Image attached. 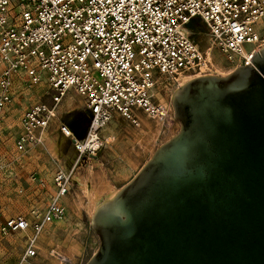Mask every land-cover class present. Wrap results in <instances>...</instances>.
Instances as JSON below:
<instances>
[{"label":"built area","instance_id":"obj_1","mask_svg":"<svg viewBox=\"0 0 264 264\" xmlns=\"http://www.w3.org/2000/svg\"><path fill=\"white\" fill-rule=\"evenodd\" d=\"M193 19L206 27L208 49L234 69L251 65L264 46V0H0V146L16 79L44 81L50 90L49 102L36 101L21 113L14 140L19 151L43 143L69 90L81 97L88 115L82 136L64 123L58 126L77 159L98 156L114 115L137 126L139 113L162 118L154 99L158 80L179 83V76L208 70H201L206 53L187 27ZM75 167L55 169L44 209L0 224L3 235L30 231L22 260L34 255L45 225L65 218Z\"/></svg>","mask_w":264,"mask_h":264},{"label":"water","instance_id":"obj_2","mask_svg":"<svg viewBox=\"0 0 264 264\" xmlns=\"http://www.w3.org/2000/svg\"><path fill=\"white\" fill-rule=\"evenodd\" d=\"M250 62L173 91L179 130L96 205L85 264H264V46Z\"/></svg>","mask_w":264,"mask_h":264},{"label":"rangeland","instance_id":"obj_3","mask_svg":"<svg viewBox=\"0 0 264 264\" xmlns=\"http://www.w3.org/2000/svg\"><path fill=\"white\" fill-rule=\"evenodd\" d=\"M190 31L191 37L206 53L209 50L206 27L196 20ZM210 52L212 63L221 64V68L217 70L208 64L206 75H225L234 70L218 51L211 49ZM179 85L181 84L165 79H159L156 83L154 99L163 108L162 118L150 120L145 116L141 117L139 126L126 119H112L103 130V136L106 137L105 146L95 158L94 163L99 165V168H94V172L106 180L115 191L129 182L153 152L179 130L180 125L174 118L171 105V95ZM49 97L50 90L44 81L31 84L19 80L13 84V101L5 114L3 142L0 146V220L6 217H28L31 216L32 210L44 209L52 192V173L55 167L65 168L72 161V164L76 163L72 177L83 175V169L77 165L76 153L66 139L51 130L52 124L43 145L19 151L13 144L20 132L18 120L23 110L36 101H49ZM66 97L62 99L54 120L57 121L60 115L61 119L74 128L76 136H82L87 124V112L83 102L74 98L71 93ZM141 128L143 132L137 136ZM72 177V187L64 201L66 216L52 224L59 223L52 229L45 243L36 244L38 250L36 249L32 256L36 263L31 261V264H46L50 262L49 256L57 254L63 264H85L98 248V237L90 227L91 204L87 205V199L81 194L77 177ZM110 197L112 196L107 192H103L99 202ZM10 235L15 243V249L11 253L20 255L24 238L20 232ZM4 236L0 232V240ZM51 236L53 237L50 239ZM52 251L54 255L49 254H52ZM4 257H0V264H6ZM21 257L23 255H20L19 263L23 262Z\"/></svg>","mask_w":264,"mask_h":264},{"label":"crops","instance_id":"obj_4","mask_svg":"<svg viewBox=\"0 0 264 264\" xmlns=\"http://www.w3.org/2000/svg\"><path fill=\"white\" fill-rule=\"evenodd\" d=\"M16 81H18L17 79H16ZM68 93H71L72 95H73V97L74 98H77V99H81V97H79L77 94H75L72 90H69L68 92H67V94ZM66 94V95H67ZM66 97V96H65ZM64 97V98H65ZM66 98H68V99H71V98H69V97H66ZM82 100V99H81ZM50 101V100H49ZM49 101H45V102H49ZM83 102V101H82ZM60 105V104H59ZM59 105L57 106V108H56V110H55V114H54V117L52 118V121H51V123L49 124V126H48V128L46 129V131L43 133L44 134V136H43V138H44V141H43V143L41 144V145H43L44 143H45V141H46V139H47V135H48V130H50V126H51V124L53 125L52 126V131H54V132H56V133H58L59 135H61L60 134V132H59V129H58V126H59V124L60 123H64V124H66V125H68L69 127H71L72 129H73V131H74V128L71 126V125H69V123H67V121H64L63 119H61L60 118V115L58 116V120L57 121H55L54 120V118L57 116V112L59 111ZM145 115H143V114H141V113H139V119L141 118V117H144ZM146 117V116H145ZM147 119H150V118H148V117H146ZM113 119H124V118H121L119 115H114V118ZM125 120V119H124ZM150 120H154V119H150ZM53 121H54V123H53ZM87 121H88V115H87ZM87 123V122H86ZM135 126H137V125H135ZM139 126V125H138ZM62 136V135H61ZM63 137V136H62ZM104 137V136H103ZM64 139H66L65 137H63ZM105 139H106V137H104ZM67 141H68V139H66ZM68 143H69V141H68ZM14 144V143H13ZM69 145H70V143H69ZM71 146V145H70ZM72 147V146H71ZM73 149V148H72ZM72 164V161H70L66 166H65V168L66 167H70V165ZM60 167V166H59ZM56 168H58V166L57 167H55L54 168V170H53V172L55 171V169ZM52 175H53V173H52ZM66 198V197H65ZM65 198H64V201H65ZM6 218H8V217H6ZM28 218H30V216H28ZM5 218H3V219H1L0 220V224L3 222V220H4ZM54 222H51V223H49V224H47V225H45V227H44V229L42 230V232L36 237V240H35V243H34V246H33V248H34V250H35V252H36V249L38 250V247L36 246V244L38 245V244H42V243H45V241L49 238L48 237V235H50V232L52 231V229H55L57 226H58V224L59 223H57V224H54V225H52ZM18 232H20L21 234H22V236H23V238H24V243H23V245H22V250H21V248H20V255L22 256L23 255V253H24V251H25V248H26V244H27V238H28V235L30 234V231L28 230V231H18ZM12 233H15V232H12ZM12 233H9V234H7V235H9V236H7V235H5L4 236V238H1V240H0V257L2 258V255H4L5 257V263L6 264H31L30 262L32 261V263H34L35 262V260H33V257H30V258H28L27 260H22L23 262H20L19 263V258H20V255H17V254H14V253H11L12 252V250L13 249H15V243H13V239L11 238L12 237V235H10V234H12ZM53 236H51L50 237V239L52 238ZM40 247V246H39ZM19 252V251H18ZM39 254V253H38ZM50 255H54V251H52V254H51V252L49 253ZM22 258V257H21ZM45 258H47V256L45 257ZM60 255H56V256H49V259L48 260H50V262H47L46 264H63L62 263V261L60 260ZM36 263V262H35Z\"/></svg>","mask_w":264,"mask_h":264},{"label":"bare ground","instance_id":"obj_5","mask_svg":"<svg viewBox=\"0 0 264 264\" xmlns=\"http://www.w3.org/2000/svg\"><path fill=\"white\" fill-rule=\"evenodd\" d=\"M211 60V52L210 50H207L205 63L201 67L202 71L208 69V64H206L207 61L210 62L215 69L219 70L221 68V64L212 63ZM189 78L190 76H179V84L185 83L187 80H189ZM142 132L143 130L141 128L139 132H137V136H140ZM77 161L78 168L83 169V175L80 177L73 176L72 178L75 179L77 177V181H79L80 183L79 188L81 190V194L85 197V199H87V205L91 204L89 208L92 215L95 206L99 203L101 194L103 192H107L109 196H113L116 191L109 185V183L106 182V180L101 178L99 175L97 176V172H94V168H97L99 166H96V164L94 163L95 158H89L85 156L77 159Z\"/></svg>","mask_w":264,"mask_h":264},{"label":"trees","instance_id":"obj_6","mask_svg":"<svg viewBox=\"0 0 264 264\" xmlns=\"http://www.w3.org/2000/svg\"><path fill=\"white\" fill-rule=\"evenodd\" d=\"M195 21H196V19L191 20V21L189 22V24H188L187 27H188L189 29H192V27H193Z\"/></svg>","mask_w":264,"mask_h":264}]
</instances>
